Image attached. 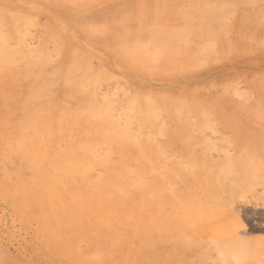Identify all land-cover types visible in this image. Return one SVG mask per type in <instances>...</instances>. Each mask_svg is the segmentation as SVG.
<instances>
[{"label": "bare ground", "instance_id": "6f19581e", "mask_svg": "<svg viewBox=\"0 0 264 264\" xmlns=\"http://www.w3.org/2000/svg\"><path fill=\"white\" fill-rule=\"evenodd\" d=\"M150 1L0 0V202L5 201L9 214L36 221L46 245L78 264H180L190 253L193 259L201 255L197 259L202 262L194 259L195 264H264V237L251 236L235 212L236 201L245 200L249 196L245 193L264 181V163L257 157L261 147L253 148L259 155L231 154L234 147L223 150L207 136L203 144L201 136L199 146H207L204 153L209 160L212 155L207 152L224 151L218 159L214 152L216 160L212 157L201 164L203 148L201 155L197 139L206 129H215L217 122L210 118L220 114H215L217 104L201 105L196 95L182 89L155 87L168 67L185 73L194 58L195 66L206 64L202 50L206 58L223 54L224 48L215 44L220 34L211 27L227 33L229 20L222 19L220 28L219 15L234 0H220L219 6L191 0L203 5L204 9L198 8L201 12L219 16L214 26L205 21L210 17L201 16L204 22L197 17L198 13L207 16L204 12L176 8L206 28L202 24L195 28L191 21V25L185 21L189 24L185 28L182 21L173 26L179 10L169 15L171 10L164 12L161 7L175 0H164L167 5L157 0L160 8ZM104 2L106 7L95 11ZM43 12L50 19L46 24L40 21ZM199 27L206 32L205 36L203 29L200 35L204 42L201 37L197 41L200 53L192 51L196 46L190 36ZM102 47L112 55V63L103 58ZM170 50L177 57L173 59ZM133 73L145 74L148 80L135 82ZM238 84L233 89L238 96L245 95L239 98L245 104L253 94L246 98L251 93L240 92ZM258 103L259 112H253L260 119L263 110ZM169 120L175 123L173 128ZM231 120L223 123L236 127L238 123ZM160 136H166V141L161 139L166 143H160ZM177 137L184 150L177 149ZM225 138L218 141L224 144L229 141ZM175 146L176 152L171 149ZM181 184L186 186L183 190ZM228 209L233 214L228 212L230 221L224 215ZM221 215L228 220L222 225L218 224ZM209 230L212 233L207 235ZM166 243L173 247L167 249Z\"/></svg>", "mask_w": 264, "mask_h": 264}, {"label": "rangeland", "instance_id": "374dc122", "mask_svg": "<svg viewBox=\"0 0 264 264\" xmlns=\"http://www.w3.org/2000/svg\"><path fill=\"white\" fill-rule=\"evenodd\" d=\"M147 1L148 0H145L146 3H148ZM159 1L155 0V2H154V0H153V2H152V0H151L149 3H151V4L155 3V4H153V6L154 5H155L154 7H158L159 6V8H160L161 6L159 5V3L162 4L161 2H163V4H166L167 5V1H169V0H167L165 2H164V0L163 1L162 0H159ZM175 1L170 2V3L168 2V5L169 6H172V8L171 7H168V5L166 7H165V5H162V7H161L162 10L164 8V12H166L167 10L170 9L171 11H167L169 15L170 14L175 15V14H177V11L179 10V14H177V16H174V19L175 20L173 19L174 20L173 22H174L175 25L173 24V26H176V24H179V22H181V21H182L181 23H183L185 21H187V22H190L191 21L192 22V20H191L192 18L189 19L185 15H182V13H181L182 9H186L185 12H187V10H188L187 7H188L190 9V11H193L192 9H195L194 12L197 13L198 11L201 12V9L203 8V5L206 3V0L205 1L204 0H198V4H203V2H205L202 5V7H201V5L199 6L198 4H195V3H197V2H195L197 0H195V1H191V0L190 1L189 0H186L185 1L184 0L185 2H182V3L180 2L182 0H177V1H179L178 3L177 2L175 3ZM187 1L189 3L194 2V4L191 3L192 7H190V4L187 6V4H188ZM200 1H201V3H200ZM207 1L208 2H211V1L213 2L214 1L215 5H214V3H211V4H213L214 6H219L220 5L219 3L221 1L224 2L225 0H221V1L219 0V2H217L218 5L216 3V0H207ZM227 1L228 0H226V2ZM239 1H241L244 4H241V2H239ZM250 1H252V2L251 3L250 2L248 3L247 0H238V1L237 0H234V1H232V4L231 5H230L229 2H227L229 4V6H227L226 8L227 9L229 8V10L231 12H229V10H228L227 12H229V15H226L227 12H226V10H224L225 12L223 11L224 13H222V15H219L220 17L218 15H216V17H217V18L215 17L216 19L214 17H212V16H214L212 14H210L212 16H209V13H207V10H205L206 12L202 11L204 13L201 12L202 14H207V16L206 15H200V13H198L197 14L198 16L197 15L196 16L199 17V18L201 16H204L206 19H207V17H210L209 20L208 19L205 20L204 17H202L203 19L200 18V20H202V21L205 20L206 22L210 21V22L213 23V21H214V23L217 24L218 22H216V20L218 21L219 18L221 19V21H222V19L224 20V18H225V20L227 19V21L229 20V22H228L229 26L228 27H225V29L227 30V33L228 34L227 33L225 34L226 31L223 32L222 30H220L223 33L222 32L220 33V31L219 32L216 31L215 29H217V27L215 28L214 25H216V24H214V23L212 24V26H214V27H211L213 29L215 28L214 30L212 29V31L216 32L217 35H218V33L220 34V40L218 39V37H216L217 39L215 41H217V42H215V41L214 42H215L216 45H218L221 48V50H222V47L224 48L222 50V52H223L224 55L221 53V56L219 54H217V57H216L213 54L216 57V59L219 58L218 59V63H217V62H215L216 59H214L215 61H213V57H214L213 55H211V56H213L212 58H211V56H207V58H206V55H205L206 53L205 54L202 53L203 50L200 53L199 50L201 48L198 45V43L204 42V41H201L202 36H200V35H204L205 34V36H206V32H205V29L203 28L205 33L204 34H201V32H203V29L201 27H199V28H201L200 30L199 29L197 30L198 32L196 31V29H193V31L194 30L195 31L192 32V33H190V36H191V39H192V44L193 43L196 44V45L193 44L192 46H196V47H194L192 49V51L193 50L194 51L195 50H198L196 48L199 47V50L197 52H199L200 55L202 54L201 55V58L207 60L206 61L207 63L206 62H205L206 64L200 63L201 65L202 64L203 65L202 66H199L198 65L199 67L198 66H195L196 61L198 62V60L195 61V58H194L192 65L191 64L189 65L191 67L194 66V68H191V67L189 68V66H187L184 69V72L185 73H183V71H179L178 69L177 70H174L173 68L170 69V67H168L170 71L168 70V72H166V74L168 73L167 75L164 74V75L160 76L157 79L156 84H155V87H156V89H158V86H159V89L158 90H163V89L170 90L171 89L174 92H178V91H180V89H182V91H185L186 93H188L190 95H192V94L196 95L199 98V100H197V101H200L201 100V102H200L201 105L203 104L205 106H211V105L213 106V104H215V105L217 104V108H218L219 111L216 110L215 111L216 112L215 114H217V113H220V114L213 115V118L211 116L210 119L211 120L213 119V120L210 121V122H212L213 124H214L213 121H216L217 122V123L214 124L215 125V129L214 128L213 129L215 131H217L218 135H217V133L216 134L213 133L214 132L213 129H212L213 130L212 132H210L211 130H208L209 132H206V130H207L206 129L204 131V133L200 134V136H199L200 138L197 139V141H198V144L197 145L198 146H199V141H201L200 139L202 138L201 136H204V137L207 136L208 139H210L209 141H211L214 144L217 143L215 145H217L218 147L221 144V146L219 148H222L223 150H224V147L225 146L226 147L227 146L231 147V148H228L227 147L226 150L227 149L232 150V147H234V151L232 150L231 151L232 152L231 154L236 153V152L239 151V152L245 153V154H246V152L247 153L249 152L251 155H255V153L258 152V155H259L261 152H262L261 154H264L263 153V151H264V149H263L264 148V145L263 144L264 143L263 144L261 143L263 141V139H264V136H263L264 135V133H263V131H264V115L263 114L264 113H261V112H264V45H263L264 44L263 43L264 40H262L264 38V22H263L264 21V2H263V0H261L262 2L261 1H258V0H250ZM157 2H159V3L157 4ZM137 3H141V1L140 2L138 1ZM238 3H240V4H238ZM105 4H106V2L101 3V6H100V4H99V6L97 5V7H95V11H97V8H98V11L101 10L100 8H102V9L105 8L106 7ZM171 4H173V5H171ZM180 4H183V5L185 4L184 5L185 8H183V6H181ZM228 4H226V5H228ZM193 5H195V6H193ZM226 5H223V6H226ZM179 6L181 7V11H180V9H176ZM253 6H254V8H253ZM199 7H201V9H198ZM208 7H209V3H208ZM208 7H205V8H208ZM232 7L235 8V11L236 12L233 11V10H231ZM196 8H197V10H196ZM173 10H175V11L173 12ZM257 11L259 13L258 16L255 15L257 13ZM172 12L175 13V14H173ZM41 14H40V21L42 20L41 21V24H43V23L46 24L45 21L48 22L50 20L49 19V16H47L45 12H43ZM211 17L214 18L215 20H212ZM260 17L263 20L259 19ZM186 18L189 19V20H186ZM247 18L249 20H247ZM193 19L194 20H197L198 18L195 19L193 17ZM260 20H261V22H260ZM198 21H199V19H198ZM202 21H199L200 24H202L201 23ZM221 21L219 23L220 28L222 26H224L223 21H222V23H221ZM187 22H185V24H183L181 26L183 28H185L184 25H187V26H189V24L191 25V22L189 24ZM196 22L197 21H195L194 23L192 22V25L194 26ZM165 24H168V23H165ZM200 24L195 25L196 26L195 28H197L198 26H200ZM221 24H223V25H221ZM228 24H225V26H227ZM209 25H211V23ZM193 26H191V27H193ZM202 27H205L206 28V26H204V24H202ZM187 28H189V27H187ZM220 28L218 27V29H220ZM189 29L192 30L191 28H189ZM222 29L224 30V27ZM209 31L211 33H213L211 30H209ZM199 32H200V34H199ZM223 34H225L226 36H224ZM192 35H197L198 38H196L195 36H192ZM221 36H223V37H221ZM192 37H194V38H192ZM211 37L212 36H210V38ZM199 38H200V40H199L200 42H197ZM204 39H206V38L203 37V40ZM208 39H209V37L207 38V40ZM221 39H223V40H221ZM211 40H213V38ZM228 40H230V41H228ZM207 42L208 41L205 40V43H207ZM211 42H213V41H211ZM211 42H210V39H209V43H211ZM201 44H204V43H201ZM228 45H231L230 51H228V49H229V46ZM226 47H227V49H226ZM100 50H101V54L103 55V58H105V60L108 59L107 62L112 63V61H114V59H112L113 58L112 55L110 54V52L108 50H106L105 47H102ZM171 51L173 53L175 52L173 50H170L168 53H170ZM104 52L107 53L109 56L107 54H105ZM197 52H194V53H197ZM194 53H192V54L194 55ZM203 54L205 55V57H202V56H204ZM177 55H178L177 53L176 54L174 53L172 55L170 54L171 57L173 56L172 57L173 59L175 57H177ZM171 57H170L169 60L177 61V59L176 60H173V59H171ZM196 58H197V56H196ZM178 59L180 60V55L178 56ZM194 61H195V64H194ZM201 61L204 62V60H201ZM170 73H171V75H170ZM133 75L134 76H132V79L135 82H145V81L148 80V79H146V75L145 74H142V73H133ZM135 75H137V77ZM168 75H170V76H168ZM237 81L240 83L238 85H241L240 86V89L241 90L239 89L240 92L243 90L242 92L247 91V92H250L251 93V94H247L246 95V98H247L248 95L250 97V95L253 94L250 97L251 100L247 99L246 100L247 103L245 102V104H244V101L240 100V99H244V96L245 95H243V97H240V96H238L239 94L235 93L236 91L233 89V87L235 86L234 84L237 83ZM248 101H249V103H248ZM258 102H260V103H258ZM257 103L261 106L260 108L263 110V111H261V109H260L261 112L259 113V115L262 114L263 117L258 115L260 119L261 118L263 119V120L261 119L262 121L260 119H258V117L255 116V114L257 112H259V108L257 109V106L258 105H256ZM244 106H247L248 108L247 107H244ZM250 106H252V107H250ZM253 106H255L254 107L255 109L253 108ZM253 110H256V111L258 110V111L257 112L254 111L253 112ZM223 118H226V121H228L229 119H233L231 121L235 122L234 124H237V123L238 124H237L236 127L235 126H232V125H227L226 123H223V122H226L225 120L223 121ZM217 119H218V121H217ZM171 121L169 120V123H171ZM173 123L174 122L172 121V123L170 124V126L172 128L175 126V123L174 124ZM172 124H173V126H172ZM251 126H253L254 128H251ZM259 130L260 131L263 130V131L260 132ZM249 132H251V133H249ZM219 133H221L222 135L219 134ZM257 133H258V135L256 136ZM212 134H214V136L216 135V138L213 137L214 139L213 138L211 139V137L213 136ZM259 135H261V138H259L260 137ZM221 136L223 138L227 137V139L229 141H230V138H231V143H229V141H227L228 143L225 142L223 144L222 141L221 142L218 141L219 138L223 139ZM164 137H166V136H164ZM164 137L161 138V136H160V140L159 141H160L161 144L166 143V142H164V140L166 141L167 138L164 139ZM253 137H254V140H253ZM178 138L179 137H177V139H176L178 141L177 144L179 145V147L177 149H179L181 147L180 146V144H181L180 139L181 138H179V140H178ZM247 138H251V139H247ZM161 139H164V140L161 141ZM203 139L205 140L206 137L205 138H202V142H203ZM221 139H219V140H221ZM225 139L223 141H225ZM261 139H262V141L259 142ZM250 141H252V142H250ZM258 142L261 143L262 146L260 144H258ZM248 143H249V145H248ZM252 143L253 144H256V145H252ZM203 144H204V142H203ZM203 144L200 143V145H202V146H203ZM202 146H199L197 148L199 149L198 151H199L200 154H201V151H202V148H203L202 153H203V155H205L204 150H206V147L207 146H204V147H202ZM245 146L248 149H245L244 148ZM256 146H257V148H258V146L261 147L260 148V151H261L260 153L258 151L259 148H258V150H254L253 149ZM257 148H255V149H257ZM171 149H173V150L175 149L176 150V146L174 148H171ZM181 150H184V147H181ZM242 151H244V152H242ZM251 151H255V153L254 152L251 153ZM211 152L209 151L210 154L208 152L206 153V154H208V156L212 155V156H210L211 160H209V157L206 158L207 155H205V157H204L201 154L202 157H204V158H202L201 155L198 154L201 157L200 158V163H201V161H204L205 159L208 162L209 161H212V157H213L214 160H216L214 158V156H213L214 154L216 155V158L219 157V156L224 155L223 153L221 155V152L220 151H219V153H220V155H219L217 153V149L216 150L214 149V152L215 153L213 152V150ZM172 153H174V152H172ZM261 154L259 156H257V154H256V156L258 157V159H260V158L262 159V160L260 159L261 163H262V161L264 163V156L262 157ZM256 156H254V157H256ZM258 159H256V160L258 161ZM204 163H205V161L203 163H201V164H204ZM261 169H263V170H261ZM261 169L260 170L262 171V175H261V173H260V175H261V179H262V178H264V177H262V176H264V167L263 168L261 167ZM236 181H240V180H238V178H237ZM240 182H242V180ZM256 182H257V180H256ZM260 182H257V183H260ZM263 182L264 181H262V185H261V183L258 185V188L259 189L257 188L256 184H254L256 187H252L253 188L252 190L254 191L256 189L254 191L255 194H254V192H252V190H250L252 193L251 192L245 193V194L249 195V196H247V198L245 200H243L241 198V199H238L236 201L237 203H235V205H236L235 212L240 215L241 220L245 223L246 230L253 237L254 236L255 237H258V236H261V237L263 236L264 237V195H263L264 188L262 189V186L264 187ZM240 184H242V183H240ZM244 186H242V187H244ZM185 187L186 186L184 184L183 185L181 184L180 190L181 189L183 190ZM260 192L262 194H260ZM254 195H255V197H254ZM4 202L5 201H3V200L0 202V257H1L0 259H2L0 262L3 261V263H0V264H4V263H7V264H78L71 257H69L67 255H66L67 256L66 257L64 254L56 253L54 250L51 249V247H49V246L46 245L42 233H40V232L37 231V222L36 221H32L33 223L32 222H29L27 219H26V221H24L25 219H23V217L21 219H19L21 216H19L18 214L14 213V212L12 214H9L8 212H6L7 210L5 209V203ZM249 206L251 207V209H249L250 208ZM244 207H248V209L247 208H244ZM224 212H225V214L223 213L224 215H229L231 213L230 215L233 216L232 211L231 210L229 211V209H228V211H224ZM226 212L227 213L230 212V213L226 214ZM222 215H221V217H219V220H218V222H220L218 224H221V225L224 224L223 221L226 220V219H224L225 216H222ZM230 215L228 216L229 219L226 216V218L229 221L233 218V217L231 218ZM228 220L225 221V222L227 223ZM221 222H223V223H221ZM208 233L210 234L212 232L210 231V232H207L206 234L208 235ZM166 244H169V243H166ZM166 246H167L166 247L167 249H170L169 247H171L172 244L170 243L169 245H166ZM161 248H162V250H165L166 249L165 246H164V244L161 245ZM198 252L199 251H196L195 253L196 254H199ZM3 255L5 256L4 257V260H3ZM185 255H187L186 258H188L186 260L187 263H188L189 260L191 262V263L189 262V264H192V263L195 262V261L193 262V260L195 259V258L193 259V257L195 256V255H193V253L185 254ZM190 255L191 256L193 255V257H191ZM182 256L184 257V255H182ZM182 256H180V257L183 258ZM180 257H179V260L181 259ZM197 257L199 258V256H197ZM197 257H196L195 260L198 261ZM184 258L182 260H180V262H179L180 264H182V263L183 264H187L186 261H185L186 258L185 259ZM199 259H201V255H200V258ZM183 261H185V262H183ZM208 261L210 262V260H208ZM208 261H207V263H209ZM200 262H202V260ZM205 263H206V261H205Z\"/></svg>", "mask_w": 264, "mask_h": 264}]
</instances>
